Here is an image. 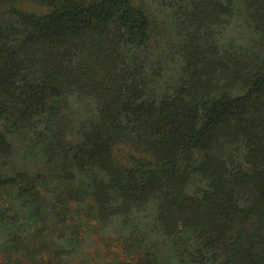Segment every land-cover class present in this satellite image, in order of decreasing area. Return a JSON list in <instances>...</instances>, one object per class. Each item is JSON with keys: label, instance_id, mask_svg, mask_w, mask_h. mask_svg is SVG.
I'll return each instance as SVG.
<instances>
[{"label": "trees", "instance_id": "1", "mask_svg": "<svg viewBox=\"0 0 264 264\" xmlns=\"http://www.w3.org/2000/svg\"><path fill=\"white\" fill-rule=\"evenodd\" d=\"M91 262L264 264V0H0V264Z\"/></svg>", "mask_w": 264, "mask_h": 264}, {"label": "rangeland", "instance_id": "2", "mask_svg": "<svg viewBox=\"0 0 264 264\" xmlns=\"http://www.w3.org/2000/svg\"><path fill=\"white\" fill-rule=\"evenodd\" d=\"M26 6H24V4H23L24 8H28ZM30 9H32V8H30ZM87 223H91L90 225H92L93 221L92 220H87ZM75 226L77 227L78 225H75ZM92 229H93V234H94L92 237H93V239L96 240L95 243L89 249H85L84 251L78 253L77 257L82 258L83 260H88V261L91 258H94V261H98V260L103 261V259H105V258L113 259L115 257V255H116L115 254V247L110 245L109 242L107 243L105 241H102L97 236V234H95L96 232H95L94 225L92 226ZM91 264H93V262H91ZM118 264H124V263H122V262L119 263L118 262Z\"/></svg>", "mask_w": 264, "mask_h": 264}]
</instances>
